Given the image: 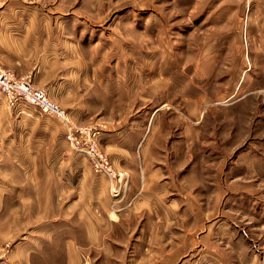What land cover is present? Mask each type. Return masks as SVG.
<instances>
[{
    "label": "crops",
    "instance_id": "1",
    "mask_svg": "<svg viewBox=\"0 0 264 264\" xmlns=\"http://www.w3.org/2000/svg\"><path fill=\"white\" fill-rule=\"evenodd\" d=\"M5 1L0 66L34 82L45 78L57 90L76 91L67 76L71 51L60 40L67 28L59 15ZM96 81L98 98L100 93L116 98L122 87L118 74H100ZM180 94L181 114L163 105L138 114L99 104L93 111L85 101L67 107L72 121L97 130L99 147L116 169L128 173L116 211L110 210L109 181L67 148V129L59 119L41 118L30 107L10 108L0 98V242L13 243L0 248V264H57L58 258L61 264H88L84 259L97 257L122 259L120 264H244L238 260L244 256L252 258L245 264H264V252L213 248L211 227L203 235L195 228L183 232L186 204L196 209L197 227L203 217L200 205L186 202L183 164L188 144L196 140L201 97L189 96L186 105L184 91ZM216 210L210 208L212 215Z\"/></svg>",
    "mask_w": 264,
    "mask_h": 264
},
{
    "label": "rangeland",
    "instance_id": "2",
    "mask_svg": "<svg viewBox=\"0 0 264 264\" xmlns=\"http://www.w3.org/2000/svg\"><path fill=\"white\" fill-rule=\"evenodd\" d=\"M7 3L0 0V9ZM11 4L57 14L67 28L60 40L71 51L67 76L76 91L57 90L45 78L32 81L65 110L73 102L85 101L93 111L98 104L125 113L163 105L167 112L181 114L183 102L178 104L176 97L184 91L187 105L189 96L199 95L196 140L186 145L183 164L186 173L192 170L184 177L186 202L200 205L203 217L197 227L196 209L186 204L183 232L187 235L195 228L203 235L211 227L216 237L213 248L264 252V0H13ZM100 74L121 76L123 88L116 98L105 99L102 93L96 97ZM22 106L51 118L28 104L15 108ZM63 138L77 153L66 134ZM12 244L0 242V248ZM168 244L173 249L182 242ZM85 260L122 262L112 257ZM238 260L245 264L252 258ZM61 262L58 258L57 264Z\"/></svg>",
    "mask_w": 264,
    "mask_h": 264
},
{
    "label": "built area",
    "instance_id": "3",
    "mask_svg": "<svg viewBox=\"0 0 264 264\" xmlns=\"http://www.w3.org/2000/svg\"><path fill=\"white\" fill-rule=\"evenodd\" d=\"M0 98L6 105L15 108L19 104H28L42 113L59 119L66 127V138L71 147L84 155L92 170L107 178L112 197L111 208L119 210L128 186V173L114 167L109 156L100 149L97 132L90 126L74 123L69 113L53 101L47 93L34 85L29 75L17 76L11 70L0 66Z\"/></svg>",
    "mask_w": 264,
    "mask_h": 264
}]
</instances>
